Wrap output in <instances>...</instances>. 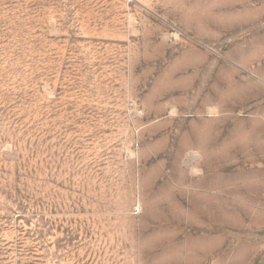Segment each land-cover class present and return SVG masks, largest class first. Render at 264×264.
<instances>
[{
	"label": "rangeland",
	"instance_id": "rangeland-1",
	"mask_svg": "<svg viewBox=\"0 0 264 264\" xmlns=\"http://www.w3.org/2000/svg\"><path fill=\"white\" fill-rule=\"evenodd\" d=\"M230 2L0 0V264H264V0Z\"/></svg>",
	"mask_w": 264,
	"mask_h": 264
},
{
	"label": "crops",
	"instance_id": "crops-1",
	"mask_svg": "<svg viewBox=\"0 0 264 264\" xmlns=\"http://www.w3.org/2000/svg\"><path fill=\"white\" fill-rule=\"evenodd\" d=\"M230 3H231L232 5H234V0H231ZM232 10H235V9H232ZM248 11H249V10H247V8H245V10L233 11V12H231V15L234 16V15L238 14V15L241 17V16H245V15H247V13H249Z\"/></svg>",
	"mask_w": 264,
	"mask_h": 264
}]
</instances>
